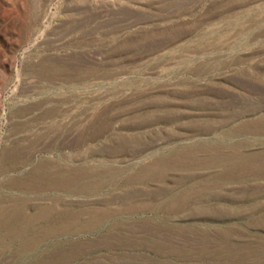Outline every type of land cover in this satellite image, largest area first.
<instances>
[{"label": "rangeland", "instance_id": "1", "mask_svg": "<svg viewBox=\"0 0 264 264\" xmlns=\"http://www.w3.org/2000/svg\"><path fill=\"white\" fill-rule=\"evenodd\" d=\"M0 264H264V0H0Z\"/></svg>", "mask_w": 264, "mask_h": 264}]
</instances>
